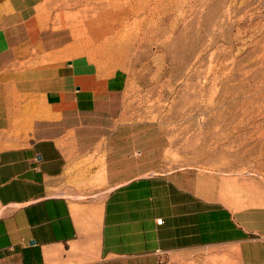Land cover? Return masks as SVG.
<instances>
[{"label":"crops","instance_id":"0c3cea01","mask_svg":"<svg viewBox=\"0 0 264 264\" xmlns=\"http://www.w3.org/2000/svg\"><path fill=\"white\" fill-rule=\"evenodd\" d=\"M43 3L0 0V264H264V205L150 166L117 119L127 72L71 53Z\"/></svg>","mask_w":264,"mask_h":264},{"label":"rangeland","instance_id":"374dc122","mask_svg":"<svg viewBox=\"0 0 264 264\" xmlns=\"http://www.w3.org/2000/svg\"><path fill=\"white\" fill-rule=\"evenodd\" d=\"M41 23L127 72L117 119L150 166L213 174L233 209L264 205V0H44Z\"/></svg>","mask_w":264,"mask_h":264},{"label":"built area","instance_id":"2783aa9c","mask_svg":"<svg viewBox=\"0 0 264 264\" xmlns=\"http://www.w3.org/2000/svg\"><path fill=\"white\" fill-rule=\"evenodd\" d=\"M40 158H41V157H40V156H38V158H37V159L39 160ZM158 222H161V220H158Z\"/></svg>","mask_w":264,"mask_h":264},{"label":"bare ground","instance_id":"6f19581e","mask_svg":"<svg viewBox=\"0 0 264 264\" xmlns=\"http://www.w3.org/2000/svg\"><path fill=\"white\" fill-rule=\"evenodd\" d=\"M239 17V16H238Z\"/></svg>","mask_w":264,"mask_h":264}]
</instances>
